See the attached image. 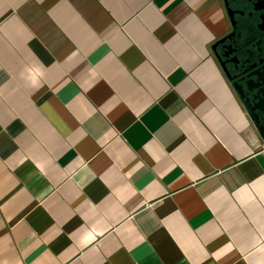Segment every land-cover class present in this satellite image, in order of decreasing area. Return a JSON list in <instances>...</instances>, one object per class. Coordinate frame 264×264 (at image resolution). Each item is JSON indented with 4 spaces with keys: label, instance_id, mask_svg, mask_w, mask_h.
I'll list each match as a JSON object with an SVG mask.
<instances>
[{
    "label": "crops",
    "instance_id": "0c3cea01",
    "mask_svg": "<svg viewBox=\"0 0 264 264\" xmlns=\"http://www.w3.org/2000/svg\"><path fill=\"white\" fill-rule=\"evenodd\" d=\"M229 31L224 0H0V264H264Z\"/></svg>",
    "mask_w": 264,
    "mask_h": 264
},
{
    "label": "flooded vegetation",
    "instance_id": "af4514ba",
    "mask_svg": "<svg viewBox=\"0 0 264 264\" xmlns=\"http://www.w3.org/2000/svg\"><path fill=\"white\" fill-rule=\"evenodd\" d=\"M226 1L230 31L216 42L218 62L233 75L245 71L249 75L264 63V0Z\"/></svg>",
    "mask_w": 264,
    "mask_h": 264
},
{
    "label": "water",
    "instance_id": "95a60500",
    "mask_svg": "<svg viewBox=\"0 0 264 264\" xmlns=\"http://www.w3.org/2000/svg\"><path fill=\"white\" fill-rule=\"evenodd\" d=\"M225 7L229 16V6L227 1L225 2ZM218 48L219 44L216 43L212 50L219 61V56L217 54ZM220 66L228 80L232 83V86L240 97L248 116L254 123L261 139L264 141V63H262L260 69L249 75H246V71L238 72V70H235L238 73L233 75L228 71L229 69H226L223 66V64H220Z\"/></svg>",
    "mask_w": 264,
    "mask_h": 264
}]
</instances>
